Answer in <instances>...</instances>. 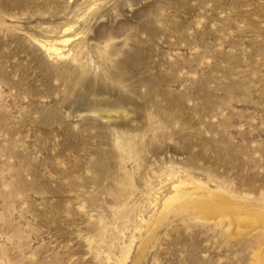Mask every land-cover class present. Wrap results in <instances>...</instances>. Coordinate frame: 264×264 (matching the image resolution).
I'll use <instances>...</instances> for the list:
<instances>
[{
	"label": "rangeland",
	"instance_id": "obj_1",
	"mask_svg": "<svg viewBox=\"0 0 264 264\" xmlns=\"http://www.w3.org/2000/svg\"><path fill=\"white\" fill-rule=\"evenodd\" d=\"M263 210L264 0H0V264H264Z\"/></svg>",
	"mask_w": 264,
	"mask_h": 264
},
{
	"label": "bare ground",
	"instance_id": "obj_2",
	"mask_svg": "<svg viewBox=\"0 0 264 264\" xmlns=\"http://www.w3.org/2000/svg\"><path fill=\"white\" fill-rule=\"evenodd\" d=\"M69 40V38H65L62 40L63 43L67 42ZM47 52H53L58 54L60 52V48L55 47L54 45H49L45 47ZM170 193H168L167 195H165L161 201V208L159 210V213L161 212V210H164L168 205H170L173 202L175 203H180V202H193L192 204H195V201H213L214 197L216 195H224L225 197H228L227 202H230V199L235 202L238 203L239 206H244V207H248L250 205L244 204L241 201H239L238 199H236L233 195H231L229 192H227L224 189H221L219 187H211L208 183L206 182H202L199 180H196L190 176H184V177H179L177 178L174 182L171 183L170 185ZM218 196V197H219ZM213 197V198H212ZM215 197V199H216ZM222 197V196H221ZM224 197V198H225ZM213 200H212V199ZM223 198V197H222ZM225 200V199H223ZM200 201V202H201ZM222 202L220 199L218 200V203ZM231 201V202H232ZM224 202V201H223ZM234 202V203H235ZM198 203V202H197ZM197 203L195 205H197ZM209 203V202H208ZM225 203V202H224ZM233 203V205H234ZM236 203V204H237ZM183 204V203H182ZM188 204V203H187ZM192 204H189L192 206ZM203 204V203H201ZM200 204V206H201ZM206 204V203H205ZM204 204V205H205ZM212 202L209 204L211 205ZM217 204V203H216ZM173 205V204H172ZM188 205V206H189ZM208 205V206H209ZM219 205V204H218ZM199 205H197L198 207ZM213 206V205H211ZM217 206V205H216ZM231 206V205H230ZM237 205H235L234 207H236ZM204 207V206H203ZM207 207V205L205 206ZM204 207V208H205ZM196 208V207H195ZM202 208V207H201ZM232 208V207H231ZM239 208V207H238ZM251 208V207H250ZM207 209V208H206ZM240 209V208H239ZM256 208H254L255 210ZM263 209V208H262ZM259 210V209H258ZM245 211V210H244ZM248 211V210H247ZM253 211V210H252ZM262 212V211H261ZM264 212V210H263ZM253 213V212H252ZM254 214V213H253ZM256 215V214H255Z\"/></svg>",
	"mask_w": 264,
	"mask_h": 264
}]
</instances>
